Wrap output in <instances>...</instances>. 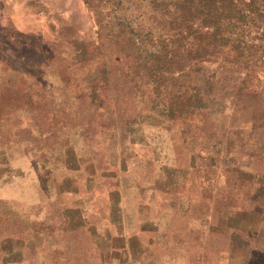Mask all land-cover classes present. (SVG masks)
Wrapping results in <instances>:
<instances>
[{"label":"rangeland","instance_id":"obj_1","mask_svg":"<svg viewBox=\"0 0 264 264\" xmlns=\"http://www.w3.org/2000/svg\"><path fill=\"white\" fill-rule=\"evenodd\" d=\"M94 39L83 0H0V264H264V70L207 61L250 86L165 117Z\"/></svg>","mask_w":264,"mask_h":264},{"label":"trees","instance_id":"obj_2","mask_svg":"<svg viewBox=\"0 0 264 264\" xmlns=\"http://www.w3.org/2000/svg\"><path fill=\"white\" fill-rule=\"evenodd\" d=\"M83 2L95 39L79 41L78 56L100 57L105 74L116 67L112 56L123 60L117 75L140 91L145 111L204 118L218 99L250 86L208 75L207 61L254 79L264 70V0Z\"/></svg>","mask_w":264,"mask_h":264},{"label":"crops","instance_id":"obj_3","mask_svg":"<svg viewBox=\"0 0 264 264\" xmlns=\"http://www.w3.org/2000/svg\"><path fill=\"white\" fill-rule=\"evenodd\" d=\"M131 235V234H130Z\"/></svg>","mask_w":264,"mask_h":264}]
</instances>
